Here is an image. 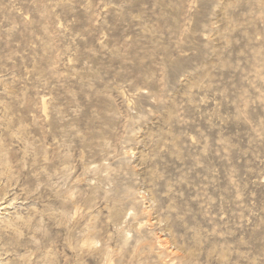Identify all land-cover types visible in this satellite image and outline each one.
I'll return each mask as SVG.
<instances>
[{"label":"rangeland","instance_id":"rangeland-1","mask_svg":"<svg viewBox=\"0 0 264 264\" xmlns=\"http://www.w3.org/2000/svg\"><path fill=\"white\" fill-rule=\"evenodd\" d=\"M0 264H264V0H0Z\"/></svg>","mask_w":264,"mask_h":264}]
</instances>
